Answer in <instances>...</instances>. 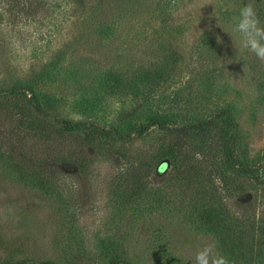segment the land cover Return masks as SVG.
<instances>
[{"label":"rangeland","instance_id":"rangeland-1","mask_svg":"<svg viewBox=\"0 0 264 264\" xmlns=\"http://www.w3.org/2000/svg\"><path fill=\"white\" fill-rule=\"evenodd\" d=\"M251 2L117 0L112 20L97 15L92 1L84 11L77 2H62L60 10H46L43 18L29 22L21 20L20 3L11 6L12 0H0V86L34 74L40 60L48 58L41 80L53 89L54 99H62L55 108L59 116L77 121L88 117L133 138L125 146L133 159L95 157L85 169L74 163L55 165L53 174L45 177L51 190L32 188L0 167L1 258H49L52 264H102L113 259L195 264L196 251L208 244L221 255L217 245L224 234L210 207L225 208L224 221L232 231L239 224L241 229L248 227L250 191L245 178L235 189L231 180L225 184L234 171L221 160L219 134H214L210 147H203L200 158L195 156L205 161L202 169L191 168L200 182L191 181L188 171L172 177L173 162L161 156V146L176 138L193 151L201 136L174 138L156 126L136 135L131 124L155 115L164 118L171 109L162 97L140 101L143 83L130 78L136 71L153 72L173 52L177 61L166 63L167 81L159 83L164 89L183 88L189 72L202 65L198 54L208 56L205 43L211 30L219 54L212 71L219 78L212 91L201 90L183 112L195 116L207 104L211 111L229 104L237 123L240 161L258 162L264 168V88L245 63L250 53L240 49L234 30L241 7ZM182 121L177 118V123ZM142 152L152 159L153 169L141 184L131 179L127 187L124 172ZM164 160L168 168L158 172Z\"/></svg>","mask_w":264,"mask_h":264},{"label":"trees","instance_id":"trees-1","mask_svg":"<svg viewBox=\"0 0 264 264\" xmlns=\"http://www.w3.org/2000/svg\"><path fill=\"white\" fill-rule=\"evenodd\" d=\"M12 1L11 6L20 3L19 0ZM87 1H92L96 14L104 15L102 18L111 16L112 20V16H115L116 10H113V7L116 6L117 0H21V20L32 22L35 18H43L47 14L46 10H60L62 2L71 3L73 6L77 2L81 11H84L83 7ZM123 2L121 1L119 5L122 6ZM251 4L255 6L254 10L261 26H264V0H252ZM117 15L120 16V13ZM206 39L208 56L204 58L201 53L198 54V60L202 65L197 70L189 72L183 88L164 89L165 84L159 83L167 81L169 73L166 71L168 69L166 63L177 61L178 54L173 52L166 59L164 58L165 64L163 59L161 66L156 67L153 72L144 70L134 73L130 80L143 83L139 90L140 101L146 103L151 99L162 97V102L171 109V114L164 118L155 115L145 123L131 125L136 135H142L156 126L162 132L172 133L174 138L179 135L180 138L201 136L200 146L193 151L184 147V144L178 142L176 138L169 139L168 143L161 146V156H168L173 162L172 177L179 178L187 175L185 172L188 171L190 180L197 182L202 179L196 177L192 169H202L205 161L196 157L200 158L204 146L210 147L215 142L214 134L220 135L216 141L222 149L221 160L234 171L233 177H227L225 184L231 180L234 189L238 188L244 183L241 180L244 177L250 195L248 194L246 204L248 213L246 220L249 222L246 228L241 229L239 224L237 229L232 231L224 221L227 213L225 208L217 204L210 207L218 229L224 234L218 239V251L228 259L229 264H264V168L258 162L245 164L240 161L236 135L237 123L228 112L229 104L213 108L212 111L207 108V104L195 116L183 112L185 104L199 96L201 90L212 91L213 85L219 78L218 72L212 71L217 67L219 54L216 49V38L211 30L207 33ZM249 53L248 59L244 58V61L253 70V74L257 75L258 85L264 88V63L255 54ZM47 59L40 60V66L34 70V74L32 72L27 76H21V81L11 80L0 86V167L15 172L22 183L31 185L32 188L44 186L45 191L51 190L45 177L53 174L52 169H55V165L74 163L78 169H85L91 165L95 157H102L105 160L117 156L127 160L130 157L133 159L125 147L133 138L125 131L102 127L93 123L88 117L84 121H77L61 117L56 113L55 108L61 104L62 99L60 97L54 99L53 89L41 80ZM209 64L211 67L207 68ZM177 118L183 120V123H177ZM226 128L231 130L226 132ZM131 162L133 163L131 170L125 171L123 178L127 187L131 179L141 184L144 175L153 169L152 159L147 157L145 152L140 153L137 161ZM134 188L131 198H134ZM158 191L160 190L157 189L156 192ZM232 234H235V237ZM0 264L52 263L49 258L21 257L11 261L9 258L0 257ZM66 264L77 263L66 261ZM102 264L136 263L125 259H113Z\"/></svg>","mask_w":264,"mask_h":264},{"label":"clouds","instance_id":"clouds-1","mask_svg":"<svg viewBox=\"0 0 264 264\" xmlns=\"http://www.w3.org/2000/svg\"><path fill=\"white\" fill-rule=\"evenodd\" d=\"M236 21L234 30L239 33L240 49L255 54L264 63V26H261L251 3L241 7ZM194 262L195 264H229L228 259L218 254L212 244L198 249Z\"/></svg>","mask_w":264,"mask_h":264},{"label":"water","instance_id":"water-1","mask_svg":"<svg viewBox=\"0 0 264 264\" xmlns=\"http://www.w3.org/2000/svg\"><path fill=\"white\" fill-rule=\"evenodd\" d=\"M167 168H168V162L164 160L158 165L157 171L164 172Z\"/></svg>","mask_w":264,"mask_h":264}]
</instances>
